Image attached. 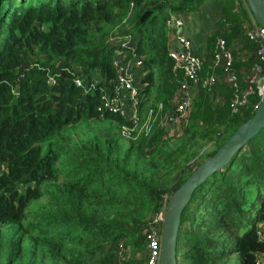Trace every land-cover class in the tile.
<instances>
[{
	"label": "trees",
	"instance_id": "trees-1",
	"mask_svg": "<svg viewBox=\"0 0 264 264\" xmlns=\"http://www.w3.org/2000/svg\"><path fill=\"white\" fill-rule=\"evenodd\" d=\"M201 1L0 0V264H117L122 255L118 264H149L147 235L158 232L155 218L167 198L260 97L249 82L255 65L264 76L259 43L246 33L252 15L244 0H221L222 14L198 54L190 107L165 131L182 79L168 54L165 18ZM121 33L136 36L145 71L139 81H146L131 137L119 133L132 125L123 114L97 109L100 84L84 91L72 80L87 83L98 73L109 87ZM218 39L233 48L235 85L213 63ZM23 60L29 63L16 74ZM211 75L216 79L205 81ZM102 119L115 122L119 135L99 134ZM262 220L264 126L192 191L181 211L176 264L264 263ZM119 241L125 250L118 253Z\"/></svg>",
	"mask_w": 264,
	"mask_h": 264
},
{
	"label": "built area",
	"instance_id": "built-area-1",
	"mask_svg": "<svg viewBox=\"0 0 264 264\" xmlns=\"http://www.w3.org/2000/svg\"><path fill=\"white\" fill-rule=\"evenodd\" d=\"M131 6V3L129 4ZM165 18V30L168 38L172 37V40L167 41L168 54L173 61V68L180 70L182 79L179 80L178 86L171 98V107L168 114L163 119V125L166 132H170L175 128V125L184 119L191 101V89L194 88L199 80V70L201 69L202 60L198 54H196L191 47V41L188 37L180 32V26L182 19L179 17L178 12L167 11ZM251 26L246 31L247 35L257 41L259 45L256 48L257 56L264 58V27L259 23H256L253 17H250ZM232 50L226 45L223 39L217 40V49L212 59L213 63L219 65L226 71V80L231 85H235V76L230 71V64L233 60ZM111 63L114 69L113 79H109L111 85L105 86L106 78H101L96 73L87 82L83 83L80 76L74 75L72 80L75 85L83 87L86 91L90 87L96 84H100V94L98 97L99 105L98 110L107 109L110 111L123 114L131 126L123 124L119 128V133L126 137H131L130 128L134 127L139 121V93L146 81L140 82L139 78L144 74V70L141 69L143 64V56L136 51V36L130 33H121L115 36L114 46L112 48ZM256 71L258 67L255 65L253 73L249 77V82H254L257 88V92L260 94L264 90V76L257 77ZM216 77L214 75L209 76L205 81H214ZM52 80V79H49ZM204 82V80H203ZM248 88H251L248 85ZM236 100L237 95H235ZM143 118V122L139 127L144 126L147 130V124L149 120V112ZM161 212L157 214L156 218L160 221ZM154 219V220H155ZM259 224V225H258ZM258 228L259 238L264 240V220L256 224ZM262 234V235H261ZM148 249H149V264H157L158 258V242L159 231H151L147 235ZM118 253L124 248V245L119 241L116 245ZM264 255V254H263ZM123 256V255H122ZM121 256V257H122ZM121 257H117V264L120 263ZM258 264H264L263 260L255 259Z\"/></svg>",
	"mask_w": 264,
	"mask_h": 264
},
{
	"label": "water",
	"instance_id": "water-1",
	"mask_svg": "<svg viewBox=\"0 0 264 264\" xmlns=\"http://www.w3.org/2000/svg\"><path fill=\"white\" fill-rule=\"evenodd\" d=\"M244 1L253 19L264 27V1ZM28 63V60H23L17 66L16 74H19ZM263 126L264 90L261 91L251 116L239 123L210 156L201 160L167 198L160 215L157 264H176V240L181 211L194 188L213 171L223 167L231 156Z\"/></svg>",
	"mask_w": 264,
	"mask_h": 264
},
{
	"label": "crops",
	"instance_id": "crops-1",
	"mask_svg": "<svg viewBox=\"0 0 264 264\" xmlns=\"http://www.w3.org/2000/svg\"><path fill=\"white\" fill-rule=\"evenodd\" d=\"M221 8V0H202L195 8L187 12H178L182 19L180 32L189 38L195 53L200 54L203 51L207 36L215 30L217 21L222 14ZM234 9L237 10L236 4L231 3V10ZM240 14L242 13L240 12ZM168 39L172 40V37L168 38L166 35V40ZM235 48L241 50L238 45H235Z\"/></svg>",
	"mask_w": 264,
	"mask_h": 264
},
{
	"label": "rangeland",
	"instance_id": "rangeland-1",
	"mask_svg": "<svg viewBox=\"0 0 264 264\" xmlns=\"http://www.w3.org/2000/svg\"><path fill=\"white\" fill-rule=\"evenodd\" d=\"M130 12V11H129ZM167 41L166 40V44H167ZM52 81V80H51ZM95 121V120H94ZM99 123V128H96L99 132V134H102V135H107L108 133L111 134V135H117L118 134V125L113 122L112 120L110 119H102V120H99L97 121ZM95 124V123H94ZM103 127V128H102ZM103 129H105L106 131H104ZM119 135V134H118ZM117 135V136H118ZM120 137V136H119ZM210 149V148H209ZM254 196V191H253V188H249V193H248V199H247V203L253 198ZM245 225V228L248 227L247 224H244ZM259 225V224H258ZM244 228H242L241 230H243ZM258 229V228H257ZM262 234L264 232H261ZM261 234V235H262Z\"/></svg>",
	"mask_w": 264,
	"mask_h": 264
}]
</instances>
